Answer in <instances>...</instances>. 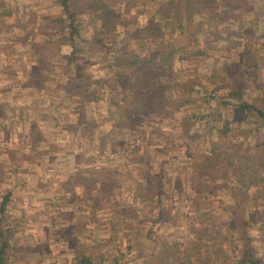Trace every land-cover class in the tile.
Wrapping results in <instances>:
<instances>
[{"label":"rangeland","instance_id":"obj_1","mask_svg":"<svg viewBox=\"0 0 264 264\" xmlns=\"http://www.w3.org/2000/svg\"><path fill=\"white\" fill-rule=\"evenodd\" d=\"M164 1L114 0V22L103 30L91 0H67L85 40L65 65L70 46L60 0H0V201L8 193L0 227L7 264H77L81 254L96 264H177L184 246L200 244L201 255L214 241L224 255L217 264H239L241 241L232 231L221 225L216 238L196 237L201 225L232 214L240 187L230 170L207 178L201 164L245 149L249 170L240 179L250 184L246 193L263 195L257 211L264 206V157L250 152L254 141L264 144V130L233 111L231 98L219 102L241 82L244 98L264 100V0L224 10V22L194 13L203 38L172 54L164 100L153 103L151 96L141 115L128 103V71L123 88L117 84L109 47L139 54L154 48L159 37L135 29ZM180 16L168 27L160 22L167 43H186L185 34L168 33ZM187 96L190 102L176 106ZM218 114L224 134L205 121ZM255 222L249 244L264 264V223L259 216Z\"/></svg>","mask_w":264,"mask_h":264},{"label":"trees","instance_id":"obj_2","mask_svg":"<svg viewBox=\"0 0 264 264\" xmlns=\"http://www.w3.org/2000/svg\"><path fill=\"white\" fill-rule=\"evenodd\" d=\"M64 12L66 13V29L63 31L62 36L64 37V41L70 46V50L65 53V61L64 64H68L73 61L74 54L76 52L81 51L77 46L78 42H84V38L80 36L79 31L77 30L78 22H75V18L73 13H70L68 7L67 0H60ZM240 4H244V0H166L164 1L160 7L154 12L153 17L147 19L145 23L135 29V31L146 33L147 35L157 36L152 38H158V41L155 47L153 46L148 49L147 53L139 54L134 50L127 49L121 46H111L109 50L115 67L114 75H117V84L123 88L125 83L121 82V78L125 77L122 73L124 71H128L129 81L128 82V94L129 104L136 108L135 113H141L142 108H144L145 104H147L148 98L154 100L153 103L160 104L164 100L163 90L167 87L170 73V58L174 52L182 53L181 48L186 49L190 47L194 49L198 42H200L203 38V34H205L201 27V21H193L192 15L194 13L201 14L205 13L210 20L214 19V22H224L223 16L224 10H229L230 7L238 6ZM112 5H114V0H91L89 3V9L92 10L93 13H96V17L100 19V25L105 30L108 26H110L114 21L112 20ZM201 6V7H200ZM221 6L222 10L218 11V8ZM179 9L182 11L176 13ZM175 11V12H174ZM223 13V14H222ZM173 15V16H172ZM174 15H181L178 22H176L171 28V31H168L169 35L174 33V30L177 31V35L185 34L186 43L177 44V43H167L168 41L163 40L164 32L161 30L160 22H164L168 27L170 24L171 17ZM60 17V20L64 21L65 18ZM156 19V20H154ZM105 27V28H104ZM190 27V29H189ZM53 32V31H52ZM207 32V31H206ZM53 33H56L55 31ZM65 35V36H64ZM138 35V34H137ZM136 35V36H137ZM176 35V36H177ZM191 35H193L191 37ZM66 37V39H65ZM175 39V37H174ZM100 38L92 37L90 41L93 43L100 42ZM204 40V39H203ZM100 48H104L103 44H100ZM106 54V50H103ZM191 53L195 54L196 50H192ZM185 54V53H184ZM184 56V55H178ZM75 75H80L79 73H75ZM162 75H165V78L161 80ZM181 87H185V83H181ZM242 82L235 88L231 87L227 90L226 96H220L219 102L222 104L228 103L226 102V97L231 98L232 102L228 103L233 111H237L241 113L244 118H252L253 121L257 123L254 129L261 128L264 130V100L261 97L255 96L250 99H246L242 96ZM118 86V87H119ZM126 96L124 99H126ZM179 98V97H177ZM213 98V97H210ZM234 100V101H233ZM190 97H184L181 101L176 103V106L184 105L190 102ZM209 114H212L211 112ZM142 115V113H141ZM202 118V116H201ZM243 118V119H244ZM221 120L220 115L218 114L217 118H208L205 121L210 122V126L214 129L218 130L219 133L224 134L225 127H220L217 122ZM251 130V129H249ZM248 129L242 132L249 131ZM264 132V131H263ZM261 140V139H260ZM263 140V139H262ZM238 144V143H236ZM261 144V148H258ZM239 145V144H238ZM252 154H255L256 159H260L264 157V144L262 142H255L253 144ZM252 148V147H251ZM247 149V148H246ZM231 147L228 151H231ZM246 151L245 149H242ZM242 150L237 149L233 151V153L223 154L220 159L218 158V162L216 161L214 165L211 164L210 160L205 161L201 164V174L206 176L207 178H213L215 176V170H230L233 175L237 177V182L240 187L237 188V191L232 194V207H234V211L231 215L228 216L226 220L223 222H218L215 225H201L200 229L196 230V237H205V238H216L218 235L221 225L224 226L225 230L232 231L237 241L239 239L240 242V257L236 260L239 264H261L260 259L254 256L252 248L249 244L250 237L248 236V226L256 225L255 219L259 216L261 223H264V206H261V210L257 211V202L260 196L263 197L262 194H253L249 195L246 193V189L250 184H245L240 179V172L244 169V171L248 172L249 166L246 165V157L250 155L244 153ZM241 153V155L239 154ZM254 152V153H253ZM231 155L236 156L229 157ZM219 156V155H218ZM212 158V156H209ZM208 157V158H209ZM216 158V159H217ZM232 158V159H231ZM215 159V158H214ZM234 160V161H232ZM257 190L253 191L256 193ZM8 193H5L1 197L0 201V211L3 210V206L7 200ZM243 213L244 216L242 215ZM7 238L5 237V232L0 227V264H7L5 255L6 249L8 247ZM207 242V241H206ZM205 241L201 242V245L208 246V243ZM200 244L191 243L188 246H184L182 248L181 254L179 255V260L177 264H217V260H223V256L221 255V248L214 241L211 243L210 251L205 252L201 255L196 252L198 250ZM202 247V246H201ZM191 252L194 253V257H192ZM203 254V255H202ZM217 259V260H216ZM77 264H96L92 261L87 254H81L77 259ZM215 262V263H214Z\"/></svg>","mask_w":264,"mask_h":264}]
</instances>
